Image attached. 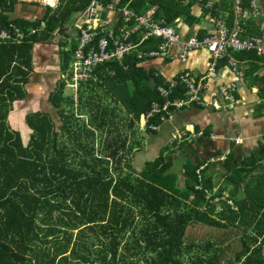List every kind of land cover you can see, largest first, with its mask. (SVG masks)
I'll return each instance as SVG.
<instances>
[{"label":"trees","instance_id":"obj_1","mask_svg":"<svg viewBox=\"0 0 264 264\" xmlns=\"http://www.w3.org/2000/svg\"><path fill=\"white\" fill-rule=\"evenodd\" d=\"M14 1H0V24L12 23L25 30L32 23L23 26L5 15L12 11ZM193 1L182 5L179 0H122V5L130 2L129 7L142 14L155 4V18L162 17L171 25L176 18L195 21L190 14ZM86 4L84 0H60L54 11L47 7L42 33L21 44H0V264H136L135 256H142L144 264H264V144L236 161L235 151H229L223 163L225 184L217 193L212 192L216 184L214 175L207 173V162L199 170L206 159L185 161V181L178 189V174L171 170L173 159L166 146L140 170L130 162L121 163L128 154L125 151L140 149V139L132 131L135 122L153 103H164L156 93V87L164 85L162 78L145 71L136 55L122 64L99 66L89 82L79 85L76 108L81 114L77 115L84 118L73 114L72 97L65 98L64 79L59 78L48 95V102L57 109L59 127L48 113L36 111L25 117L31 130L26 144L13 130L8 115L15 103L27 97L33 46L49 41L55 29L64 35L73 15ZM217 11L213 17L220 16ZM232 16L229 10L228 26ZM250 24L249 33L257 34ZM70 43L68 47L63 44L67 48L61 52L62 72L75 47ZM158 44V39L151 38L141 47L149 51ZM229 57L247 65L245 80L258 88L256 113L262 117L264 76L256 73L264 66V56L228 52L220 65ZM185 95L184 87L177 84L170 101L184 100ZM164 113L147 118L145 130L154 133L151 126L160 125ZM87 122L92 129L86 128ZM97 145L100 148L95 149ZM229 186L233 188L228 198L234 206L227 200L215 203ZM138 219L142 224H137ZM192 223L241 229L235 257L224 260L230 249L224 241L196 244L185 240ZM130 231L137 237L128 236L120 252L121 239Z\"/></svg>","mask_w":264,"mask_h":264},{"label":"crops","instance_id":"obj_2","mask_svg":"<svg viewBox=\"0 0 264 264\" xmlns=\"http://www.w3.org/2000/svg\"><path fill=\"white\" fill-rule=\"evenodd\" d=\"M189 1L191 2V0H179V2L182 5H187ZM206 1L194 0L191 3L190 14L195 18V21L191 23H188L182 20L181 18H176L174 20V23L170 25L167 24L165 19L162 17L155 18V12L158 8L157 5L155 4L149 7L147 11H149L151 8H154L153 11L154 19L164 20L167 25L174 28L175 31H177L179 35H181L182 37L202 38L208 33H212L214 31L213 21L215 20L216 17H213L214 16L213 13L217 11L215 8L218 9L217 13L220 14V16L217 18L223 17L227 21L228 13L230 10L231 14L233 15L232 24L234 21L233 0H206ZM14 2L15 3L13 4V8L11 9L12 11L7 12L5 14L8 20L10 21L17 20L23 23V26H25L27 22L32 23L31 26L24 27L25 30H22L21 27L17 26L24 33L29 32V30H31L32 28H36V27L38 28L39 25L37 26L34 25V23L38 20H40V22L43 21L45 23V27L42 30H40L38 34L42 33L46 29V21L43 20V15L45 14L47 7H42L36 2L28 3L24 1L22 2L20 0H15ZM253 2L257 7V9L264 14V0H253ZM108 3H116L118 7H124L127 5L129 6L130 2L127 3V5H122V0H112ZM224 8L226 10H224ZM54 10L55 9H51V11ZM147 11H145L142 14H145ZM108 16L114 19L117 18L112 14H109ZM120 23L121 20L119 19L118 25ZM232 24L231 26L228 27L232 28ZM249 26L256 30V26L254 23H251ZM69 27H72L71 22L69 25H67L66 29L64 30V35H61L58 32L59 29H55L52 36H50L52 38L56 33L58 36H60V40L57 42V49H56L57 52L55 53L56 58L55 57L53 58V61H58L57 64L55 65L58 70V73H56L57 78L55 81V86L58 83L59 76L61 79L63 78L64 74L69 75L70 73L68 72L67 69L64 72H62L61 70V61H62L61 52L65 51L66 48L71 44L70 42L72 41L75 43L74 49L77 46V34L76 32H74L75 30L73 29V27L72 29H69ZM69 33H74V34L69 35ZM34 35H30V36H34ZM30 36H27L26 39L29 38ZM138 38L139 36H137V39ZM49 41L35 44L38 46V49H41L43 52L41 54H37L36 53L37 50H36L35 53H33L34 48H32L31 51L32 63L34 61H40V63H45V61H50V57L45 53V49L43 48V47H47L46 52L50 51L51 48H49V43H50ZM63 44H67V47L63 46ZM149 45L150 43L148 44V47ZM141 46L138 48V50L135 53H132L129 56L136 55V57L138 58L139 54L146 52L147 50L144 51ZM127 57H125L123 61L117 63L122 64L124 61L127 60ZM231 60H233V58H231ZM233 61L237 63L238 67L244 70L243 78L239 79L231 71V68H229L228 66V61L226 62V64H222V65H220L221 61H218L216 64L217 78L207 79L202 82V89L199 94L200 103L199 104L190 103L178 110L175 109L172 106V104L185 102L189 98V91L186 85L182 82V78H184L185 75H188L191 79L197 82L203 76H206L209 69L212 68V62H213L210 61L209 53L205 50H195L191 52V54L188 57V60L185 63H180L177 61H163V60H159V58L158 60H146L142 62L141 67L145 71H152L155 75H158L162 78L164 85L156 87V93L159 95L161 99L164 100L162 106L170 105V107L168 109L169 113L168 115L165 116L164 119H161L163 117L160 116L161 124L158 125L156 129L153 128L155 132L153 133L147 131V133L150 134V136H147L149 138H146V140H149L148 146H146L147 142H144V138L137 136L139 139L143 140L141 143L140 151H142L141 154H143L146 157L147 155H149L146 152V150L152 152L154 148V147L150 148V145L155 146L156 149H158V153L160 152L163 146H166L167 147L166 153L171 154L173 159L171 170L177 172L181 186L184 185V181H185V176L183 174V170H184L183 164L185 163V161L190 160L192 162H196L197 159L198 160L206 159L204 164L200 165L199 170L201 171L203 168H205L206 162H207L206 165L207 168H208V164L210 165V163H212L214 164L213 169L210 170L207 169V173L214 175V173L212 172L213 170H215L216 172H221V176L223 177L221 178L220 181V178L217 179V175H214L215 178L213 181L215 182L216 185L212 190V192L217 193L218 188L222 186L221 184L223 180L225 181L224 179L225 177L223 176V172H225L223 170V163L226 159V155L229 154V151L230 150L235 151L236 157L234 160L236 161L239 160V158L242 157L243 155H247V157H249L251 151L256 149L258 145L264 144V115L262 117H258L256 113V109H258V106L260 104V100L258 99V95H257L258 88L256 86L254 87L248 86V82L245 80L246 71L248 70L247 65L244 64L243 62L240 63L235 60ZM71 62H72V58H71ZM34 70L35 69L33 67L31 76ZM256 74L258 75V77H263L264 66L261 67V69H259ZM50 75L51 74L48 72L47 78H49ZM177 84L184 87L186 91L185 99L170 101V98ZM231 85L236 87V92H234L235 103L232 104H230L229 102H225L222 99L221 95L219 94L220 87L222 86L229 87ZM55 86L52 89V91L55 89ZM160 88L168 91V95L166 97L160 95V93L158 92V89ZM27 94H29L28 88H27ZM215 104H217V106H215ZM153 106L155 107L157 106L160 108L162 107L157 103H153L150 109ZM170 108H172V110H170ZM261 112L264 114V109L261 110ZM141 122L142 125H140V127L141 130H143L144 128H146L147 118L145 117L142 118ZM192 129L195 132L202 131V135L201 136L195 135L190 139V141H188L186 138V136H188L187 133L188 131L186 130H192ZM175 130L183 131L184 133H186V135L183 136L182 138H173L171 137V134ZM177 144H179L178 145L179 150L173 148V146ZM181 149L182 151H180ZM177 152H181V154L177 155L176 154ZM201 154H206V156L201 158L200 157ZM157 155L158 154L153 155L151 159L155 158ZM190 155H192L193 157L192 159ZM199 170L197 171L199 172ZM230 189L232 190V186L227 187L226 193L230 192L231 191Z\"/></svg>","mask_w":264,"mask_h":264},{"label":"built area","instance_id":"obj_3","mask_svg":"<svg viewBox=\"0 0 264 264\" xmlns=\"http://www.w3.org/2000/svg\"><path fill=\"white\" fill-rule=\"evenodd\" d=\"M0 1L9 4L11 0ZM20 1L36 2L42 7L51 9H56L60 2V0H55V3L52 4L48 0ZM84 1L87 3L86 6L77 11L72 18V27L77 34V46L71 54L70 73L69 75L65 74L66 79L64 80L65 87L72 92L70 95L73 96V100H75L79 85L89 82L99 66L123 61L125 57L135 53L141 45L151 38L158 39L159 44L154 50L139 54L140 61L158 60L159 58L163 61L185 63L191 52L195 50L207 51L210 55V61H213L212 68L209 69L207 75L197 82L188 75L182 78V82L189 91V98L185 102L172 104L177 110L190 103H200L199 94L202 89V82L217 78L216 64L223 60L228 52H254L259 57L264 56V14L257 9L253 0H233L234 21L232 28L228 27L225 18H215L213 21L214 31L202 38L182 37L164 20L154 19V8L139 15L128 5L118 7L116 3L103 2L102 0ZM109 14L117 18L109 17ZM119 19L121 23L118 25ZM250 23L255 24L257 34L249 33L247 26ZM44 27L45 23L41 21L38 28H32L29 32L24 33L12 23L7 26L0 24V44H21L27 36L39 33ZM137 36H139L138 40L135 39ZM227 61L231 71L239 79L243 78L244 70L238 67L237 63L230 57ZM158 92L163 97L168 95V91L161 88L158 89ZM234 92H236V87L233 85L219 88L222 99L230 104L235 103ZM169 107L170 105L161 108L153 106L146 113V118L164 111L163 118H161L164 119L169 113ZM186 131H188V136H186L188 141L193 136L202 134V131L195 132L193 129ZM185 135L186 133L183 131L175 130L171 137L182 138ZM222 198L216 203L219 204L221 200H226ZM228 204L234 206L232 200ZM262 253L264 254V246Z\"/></svg>","mask_w":264,"mask_h":264},{"label":"rangeland","instance_id":"obj_4","mask_svg":"<svg viewBox=\"0 0 264 264\" xmlns=\"http://www.w3.org/2000/svg\"><path fill=\"white\" fill-rule=\"evenodd\" d=\"M69 29H72V27H69ZM73 34L74 33H69V35H73ZM62 39H64V38H62ZM59 40H60V36H58L56 33V34H54V36L49 41L50 42L49 48H51L50 51L46 52L47 47H43L45 49V53L50 57V61H45V63H40V61H34L33 62V67L35 70H34L32 76L30 77L29 83L26 86L29 89V94H27V97L25 98V100L18 102V103H15L13 109L11 110V112L8 115V122L12 126L13 130H16L20 133V135L23 139V142L25 144L28 142L29 136L31 134V130L27 127V125L25 123V117L27 116L28 113L36 112V111L48 113L51 116V118L53 119V121L55 122L56 127H59V125H60L59 119H58L57 114H56L57 109L53 108L52 105L48 102V95L55 86V81L57 78L56 73H58V70L55 66L58 61H53V58L54 57L56 58L55 53L57 52V50H56L57 49V42ZM33 48H34L33 53H35L36 50H37L36 51L37 54H41L43 52L41 49H38L37 45H35ZM70 66H71V56L69 58L67 68H66L68 70V72H70ZM48 72L51 74L49 78H47ZM59 78H60V76H59ZM62 79H64V80L66 79L65 74H64ZM71 93L72 92L67 87L64 88L65 98L67 96H69ZM76 95H77V93H76ZM76 95H75V100H73V96H72V101H73L72 112L75 116H78L77 118H84L83 116L81 117V116L77 115V114H81V113L78 112V110L76 108L77 107L76 106L77 105L76 104ZM108 103L109 102L106 101V104H108ZM110 105H111V107L114 106L111 103H110ZM143 115L144 114L141 115L140 121L135 122L132 131L135 132V135H137L138 137L144 138V142H147L146 146H148L149 140H146V138H149L147 136H150V134L147 133L145 128L143 130H141V127H140V125H142L141 119L145 117ZM74 128H75V130H77L76 126H74ZM86 128L92 129L93 126L87 122ZM151 128H154V126H152ZM98 133H99L98 131H96V130L94 131V135L96 138H99V136H100V134H98ZM64 136H66V135L64 134ZM101 137H102V134H101ZM97 141H98V139H97ZM142 141H143L142 139L139 140L140 147H141ZM178 145L179 144L173 146V148L179 150ZM97 148H100V145L99 146L97 145L95 147V149H97ZM150 148H153V150H152V152L149 150H146V152L149 154L146 157L143 154H141L142 153V151H140L141 148L140 149L137 148L136 150L133 149L131 151H125L124 153L127 154V152H128V154L126 156L125 155L122 156L121 163H124L125 161L130 162L134 169L140 170V168L143 167V164H144V162H146L147 159L150 160L153 157V155L158 154V149H156L155 146L150 145ZM180 151H182V149ZM176 154L180 155L181 152H177ZM205 156H206V154L200 155L201 158L205 157ZM149 157H150V159H149ZM190 157H191V159L193 158L192 155H190ZM261 163H262V167L264 168V158L261 160ZM213 165L214 164H212V163H210V165L208 164V170L213 169ZM212 173H214V175H217V179L220 178V181H221V178H223L221 176V172H216L215 170H213ZM256 174H257V172H254V175H256ZM179 183L180 182L178 179L177 180L178 189L183 186V185L181 186V183L180 184ZM224 184H225V181L223 180L221 185L223 186ZM239 190H241V189H239ZM228 193H226V192L223 193V198L222 197H216L214 202L216 203L217 201L220 200V198L228 200L229 199ZM239 198H240V196H239ZM228 202L230 203V199L228 200ZM136 222L138 225H139V223L142 224V221L140 219H138ZM248 233H249V231H248ZM237 234L241 235V229H238V231L235 228L219 229V228L210 227V226L204 225V224L192 223L186 229L185 240H192L196 244L197 243H206L208 240L224 241L230 246V249H228V251H225L223 258H224V260H229V259H232L235 257L238 245L240 246V244L237 240ZM132 235L137 237L136 234H134L133 232L130 231L128 234L125 235V237L123 239H121V243L119 246L120 252H124L123 243H125L127 240H129L128 236L131 237ZM49 242H50V238L48 239V242L46 244L47 246H50ZM141 257L142 256H140V257L135 256V260L139 259V263H136V264H144L143 261H141V259H142Z\"/></svg>","mask_w":264,"mask_h":264},{"label":"clouds","instance_id":"obj_5","mask_svg":"<svg viewBox=\"0 0 264 264\" xmlns=\"http://www.w3.org/2000/svg\"><path fill=\"white\" fill-rule=\"evenodd\" d=\"M48 2L49 3H52V4H54L55 3V0H48ZM184 107V106H183ZM181 109V108H180ZM144 115H145V118H146V113H144ZM198 132V131H197ZM202 135V134H201ZM201 135H198V136H201Z\"/></svg>","mask_w":264,"mask_h":264},{"label":"bare ground","instance_id":"obj_6","mask_svg":"<svg viewBox=\"0 0 264 264\" xmlns=\"http://www.w3.org/2000/svg\"><path fill=\"white\" fill-rule=\"evenodd\" d=\"M154 128L156 129V128H157V126H154Z\"/></svg>","mask_w":264,"mask_h":264}]
</instances>
